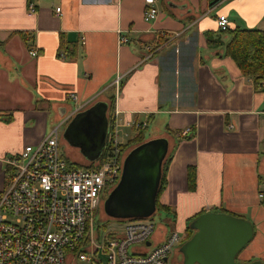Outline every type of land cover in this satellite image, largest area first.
Masks as SVG:
<instances>
[{
	"label": "crops",
	"instance_id": "1",
	"mask_svg": "<svg viewBox=\"0 0 264 264\" xmlns=\"http://www.w3.org/2000/svg\"><path fill=\"white\" fill-rule=\"evenodd\" d=\"M213 1L157 0L158 17L146 21L145 0H0V190L5 160L41 142L49 122L114 94L121 122L146 121L149 129L153 121L151 138L169 141L160 201L175 209L183 234L201 211L244 217L254 234L238 259L264 262V84L257 87L206 37L222 36L221 14L230 27L264 30V0ZM188 127L195 133L181 135ZM189 166L196 167L195 190ZM167 233L152 241L164 242ZM179 254L173 264H182Z\"/></svg>",
	"mask_w": 264,
	"mask_h": 264
},
{
	"label": "built area",
	"instance_id": "2",
	"mask_svg": "<svg viewBox=\"0 0 264 264\" xmlns=\"http://www.w3.org/2000/svg\"><path fill=\"white\" fill-rule=\"evenodd\" d=\"M156 2L145 0L146 21L158 17ZM36 10L31 1L29 13ZM56 12L61 14V8ZM217 24L220 31H226L228 16L219 15ZM128 41V37L121 38V42ZM30 53L36 56L38 51L31 49ZM59 56L67 58L68 53ZM122 78L119 75L113 85L119 88ZM69 96L78 99L74 92ZM83 106L65 115L41 142L27 145L20 154L5 160L6 184L0 190V264H173L185 235L172 230L164 242L155 244L153 219H122L121 230L105 235L98 231L96 211L103 210L117 186L129 154L122 148L133 136L128 130L145 129L148 123L121 122L116 111L104 162L73 161L61 152L60 128ZM193 133L188 127L181 135ZM259 195L264 200V192Z\"/></svg>",
	"mask_w": 264,
	"mask_h": 264
},
{
	"label": "water",
	"instance_id": "3",
	"mask_svg": "<svg viewBox=\"0 0 264 264\" xmlns=\"http://www.w3.org/2000/svg\"><path fill=\"white\" fill-rule=\"evenodd\" d=\"M107 112V102H97L91 108L78 110L65 130L64 137L72 145L78 146L89 160L98 159L106 145ZM75 127L87 131L93 140L99 141L95 155L87 154L83 142L70 137ZM98 133L100 138H95ZM92 142L90 140L89 145ZM168 151V139L159 137L149 139L129 152L120 180L104 202L108 216L115 219L153 217ZM190 228L195 230L194 234L179 247L183 264H264L262 260L238 259L239 253L254 234L253 224L244 217L209 211L196 217L190 223Z\"/></svg>",
	"mask_w": 264,
	"mask_h": 264
},
{
	"label": "trees",
	"instance_id": "4",
	"mask_svg": "<svg viewBox=\"0 0 264 264\" xmlns=\"http://www.w3.org/2000/svg\"><path fill=\"white\" fill-rule=\"evenodd\" d=\"M220 1L221 0H214L212 2V5H215ZM223 33H225L228 36V40L226 42L224 41L221 35L215 37L214 34H212V31L208 32V34L206 35L208 46L215 48L221 46L224 47V55L230 57L235 61L241 73L244 76L252 78L253 82L257 87L262 86V84H264V30L248 29V28H242L240 26H236V27H229L226 31H221V34ZM22 35L25 37L26 41H29V38H26L27 36L26 34H22ZM69 53L73 56L75 55V52L73 50H70ZM115 101L116 100L114 94L110 96L107 100L111 115V122L114 120V115L116 112ZM146 132H147V127L145 129H139L134 131L133 136L128 140L127 144L122 146L123 150L126 147L134 144H135L134 145L135 148L143 144L147 140L152 139L151 137L150 138L147 137ZM106 156H107V152L105 151L102 153L101 157L99 158V162H104ZM171 160H172V155L168 153L163 163L161 185L157 196V210L154 213V215L159 211H164L166 214H168L167 217L168 221L174 223L177 220V213L175 209L172 206L166 205L160 201L162 192L166 189L168 184L167 176H168ZM76 165L80 166L81 164L77 163ZM187 175H188L189 190H195L197 186L196 167L189 166ZM217 212H225V211H217ZM203 213L205 212L201 211L198 214L189 218L188 226L186 229L188 233L185 236L184 242L190 239L195 232V230L190 228L191 221ZM103 214L107 218L115 219L108 216L106 212ZM154 215L152 218L149 219H154ZM116 220L120 222L122 219H116ZM160 230L166 231L167 229H159L157 232H155V235L160 233L161 232ZM178 248L176 249V251L178 250Z\"/></svg>",
	"mask_w": 264,
	"mask_h": 264
},
{
	"label": "rangeland",
	"instance_id": "5",
	"mask_svg": "<svg viewBox=\"0 0 264 264\" xmlns=\"http://www.w3.org/2000/svg\"><path fill=\"white\" fill-rule=\"evenodd\" d=\"M222 37L225 40L228 39V36L225 33L222 34ZM73 104L76 105V102L73 101ZM83 107H85V106H83ZM80 110H83V109H80ZM109 113H110V111H109ZM59 122H49L48 127L45 130L46 135L44 138H46L51 133L53 128L56 125H58ZM68 122L60 128L59 142H60L61 152L64 156H66V157L69 156L71 159H75V160L81 162L84 159V157H83V154H82L80 148H78V146L72 145L69 142V140H67V138L64 137V133H65V130L67 129ZM155 126H156V123H153V121H152L150 124V128L147 129V132H146L147 137L150 138V137L155 136L154 133H157L155 130ZM128 132L131 133V130H128ZM134 145L126 147V149L123 150V153H125V152L127 153L128 151L130 152L134 148ZM83 162H84V160H83ZM103 213H105V209H103ZM103 213H102V211L98 210V211H96V215H95L96 221H97V229L101 235H105L108 233L113 234L118 229L119 230L122 229V223L121 222H119L116 219L107 218V217H105V215ZM167 217H168V214H166L164 211H159L154 215L153 222L155 224V231L152 235V238L155 235V232H157L159 229H167L168 232L175 229L176 231L180 232L181 234L184 233V230L180 229L176 225V221L174 223L169 222ZM178 260L181 263L183 260V256L179 254ZM76 264H81V263L77 262Z\"/></svg>",
	"mask_w": 264,
	"mask_h": 264
},
{
	"label": "flooded vegetation",
	"instance_id": "6",
	"mask_svg": "<svg viewBox=\"0 0 264 264\" xmlns=\"http://www.w3.org/2000/svg\"><path fill=\"white\" fill-rule=\"evenodd\" d=\"M98 103H99V101H98ZM95 104H97V102H95V103H93V104H91L88 108H91L92 106H94ZM88 108H86V109H88ZM107 118H108V134H109V131H110V128H111V115H110V113H109V106H108V112H107ZM71 121V119L69 120V122ZM68 122V123H69ZM97 126V125H96ZM70 137H72V138H74V139H78L80 142H83V144H84V150H85V152L87 153V154H89L90 156H93V155H95V153H96V151H97V149H98V145H97V143H99V141H96V140H93L92 138H93V136L92 135H90V134H88V132L87 131H84V130H78V129H76V127L74 128V130L71 132V136ZM95 138H100V133H98L96 136H95ZM90 140H92L93 142H92V144L91 145H89V142H90ZM85 141V142H84ZM87 143V144H86ZM104 150H105V148H104ZM104 150L102 151V153L104 152ZM82 152V151H81ZM102 155V154H101ZM101 157V156H100ZM99 157V158H100ZM99 158L98 159H96V160H89L88 158H86V156H85V158L83 159L84 160V162H95V161H98L99 160ZM83 160L81 161V162H83ZM103 209H104V205H103ZM182 264H183V261H182Z\"/></svg>",
	"mask_w": 264,
	"mask_h": 264
}]
</instances>
